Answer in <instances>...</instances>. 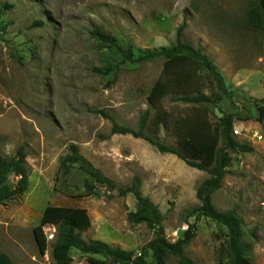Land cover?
Wrapping results in <instances>:
<instances>
[{"label":"rangeland","instance_id":"obj_1","mask_svg":"<svg viewBox=\"0 0 264 264\" xmlns=\"http://www.w3.org/2000/svg\"><path fill=\"white\" fill-rule=\"evenodd\" d=\"M259 1L0 0V150L10 159L24 147L30 173L27 191L0 205V253L14 264H61L52 256L57 226H41L46 209L54 207L85 213L88 225L80 230L84 240L140 256L155 234L146 224L129 222L137 201L119 195L138 176L142 194L164 218L170 242L192 225L194 237L185 254L196 264L228 263L227 228L194 215L201 205L197 191L210 175L176 155L160 153L143 139L112 135L111 121L95 113L106 111L119 125L138 129L164 65L162 58L121 64L119 52L95 38V30L138 54L174 44L177 29L186 23L184 42L214 62L232 94L218 107H207L206 117L215 126L224 114L234 115L232 135L253 149L230 152L228 173L213 194V204L243 219L247 256L253 264H264V121L258 120L264 100V31L252 30L247 21L248 11ZM108 66L116 67L115 72L95 71ZM192 72L197 88L210 96L214 84L208 74ZM176 97L172 93L163 103L170 123L146 130L147 136L174 149V121L194 123L204 116ZM155 112L153 107L151 122ZM72 144L115 182L116 190L90 181L77 168L64 173L62 160ZM17 180L11 176L8 188L14 190ZM147 262L154 264L151 254ZM63 264L112 263L73 250ZM166 264H180L179 258L169 256Z\"/></svg>","mask_w":264,"mask_h":264},{"label":"trees","instance_id":"obj_2","mask_svg":"<svg viewBox=\"0 0 264 264\" xmlns=\"http://www.w3.org/2000/svg\"><path fill=\"white\" fill-rule=\"evenodd\" d=\"M248 26L254 31H264V0L252 5L247 16ZM42 24V23H39ZM186 23L179 26L176 32V41L169 47L157 51L136 54L132 47L123 49L116 40L99 30L93 35L99 41L116 49L121 56V64H144L156 58L164 59L161 76L154 84L150 95V108L145 111L139 121L138 129H131L119 125L106 111L95 113L103 116L112 123V135H131L143 139L157 148L160 153L176 155L186 164L197 170L207 172L210 177L206 179L197 191V198L201 205L196 209V218L205 217L219 223L228 230L226 255L227 264H253L248 256L249 245L242 239L244 221L234 211H219L213 204V194L222 187V182L228 173L231 163L230 152L247 153L253 149L245 144H240L232 135L235 117L224 114L213 126L205 113L209 106H217L225 99H230L232 94L228 91L224 78L218 71L214 62L200 49L194 48L183 40ZM201 70L208 74L210 82L214 84L211 95L203 94L197 88V80L192 70ZM116 67L97 68L96 72L102 75L114 73ZM172 93L178 95L175 100L193 105L204 114L202 119L189 123L184 118H178L173 123V131L177 139L178 149L169 147L165 142L155 140L146 135V130L152 126L159 128L170 123V116L164 110V100ZM258 106L260 122L264 121V100ZM153 107L156 109L155 120L150 121ZM150 125V126H149ZM222 143V146L220 144ZM27 154L24 147L18 148L14 157L6 159L0 150V205L13 199L15 195L23 194L29 187V169ZM62 170L70 174L77 168L82 175L90 181L116 190L115 182L96 169L89 161L80 155L79 147L70 146V153L62 160ZM11 176L18 178L14 190L8 188ZM87 181V180H86ZM142 180L136 176L130 187L119 190L121 197L132 195L137 201V210L128 215L132 225L146 224L155 234V237L143 249L140 256H135L131 251L120 247L111 246L99 240H84L80 230L87 228L85 213L66 208L49 207L41 220V226L54 224L57 226L56 242L52 256L58 263H66L73 250L88 255H100L110 260L112 264H148L147 258L152 255L154 264H166L169 256L179 258L180 264H196L185 254L186 246L194 237L193 226L188 229L176 242L166 238L163 226L164 218L150 198L141 191ZM0 264H14L13 260L4 253H0Z\"/></svg>","mask_w":264,"mask_h":264},{"label":"built area","instance_id":"obj_3","mask_svg":"<svg viewBox=\"0 0 264 264\" xmlns=\"http://www.w3.org/2000/svg\"><path fill=\"white\" fill-rule=\"evenodd\" d=\"M236 135H238V132H235ZM257 139L262 140V137L258 136Z\"/></svg>","mask_w":264,"mask_h":264}]
</instances>
